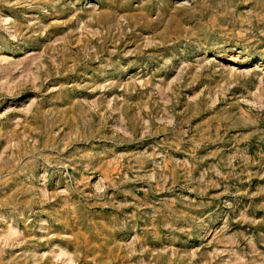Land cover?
Returning <instances> with one entry per match:
<instances>
[{
    "label": "rangeland",
    "instance_id": "1",
    "mask_svg": "<svg viewBox=\"0 0 264 264\" xmlns=\"http://www.w3.org/2000/svg\"><path fill=\"white\" fill-rule=\"evenodd\" d=\"M0 264H264V0H0Z\"/></svg>",
    "mask_w": 264,
    "mask_h": 264
}]
</instances>
